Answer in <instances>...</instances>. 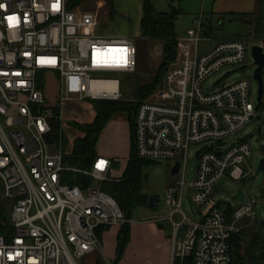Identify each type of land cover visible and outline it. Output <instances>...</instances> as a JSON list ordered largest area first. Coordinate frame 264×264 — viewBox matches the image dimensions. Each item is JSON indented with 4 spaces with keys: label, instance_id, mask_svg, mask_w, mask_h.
Segmentation results:
<instances>
[{
    "label": "built area",
    "instance_id": "built-area-1",
    "mask_svg": "<svg viewBox=\"0 0 264 264\" xmlns=\"http://www.w3.org/2000/svg\"><path fill=\"white\" fill-rule=\"evenodd\" d=\"M58 2L53 10L57 0H0L5 6L0 8V182L12 203L14 229L10 236L0 234V264H80L103 251L101 227L126 221L117 199L103 187L119 177L113 159L98 153L90 168L74 166L49 134L53 118L63 119L67 102L121 98V78L104 73L135 72L137 46L130 37L98 34V15L84 9L83 1ZM10 15L18 17L14 26ZM194 22L187 37L178 38L177 58L162 83L139 102L136 151L146 160H174L173 167L180 162L179 178L166 189L165 201L174 227L172 264L178 258L233 264L232 237L242 219L255 214L254 201L235 206L232 216L228 207L212 203L193 218L184 200L190 192L204 206L224 175L241 180L248 173L253 147L237 136L258 115L257 80L255 71L232 76L245 67L248 53L253 56L254 45L264 49V30L260 37L222 38L202 53L201 44L213 41V32L202 18ZM228 66L232 69L207 89L209 78ZM50 78L57 85L53 103ZM203 143L209 146L197 152L189 179L190 149ZM100 161L103 168L97 167ZM77 173L93 181H76Z\"/></svg>",
    "mask_w": 264,
    "mask_h": 264
},
{
    "label": "rangeland",
    "instance_id": "rangeland-1",
    "mask_svg": "<svg viewBox=\"0 0 264 264\" xmlns=\"http://www.w3.org/2000/svg\"><path fill=\"white\" fill-rule=\"evenodd\" d=\"M144 0H83L84 9H90L98 15L99 25L96 32L108 37H130L137 46L138 67L135 72H110L105 75L117 76L121 78L120 100L139 101L148 98L142 97L139 87L152 81L160 71V64L165 55L163 52V39H152L145 37L142 31V16ZM158 10L168 11L173 7L181 9L182 12L176 19L175 30L180 40L187 37L188 30L195 27V18H202L203 22L211 28L213 41H205L201 44V52H210L214 44L222 38L243 36L247 37L248 26L238 20L231 18L230 13L223 12L218 0H151ZM261 15L259 10L256 15H246V18L257 19ZM251 36H256L252 34ZM171 66V65H170ZM254 58L248 53L245 59V67L233 72L232 78H240L244 74H251L255 71ZM232 69L225 67L209 78L206 88L209 89L211 83ZM164 71L162 77L164 76ZM259 84L254 81L253 99L257 103ZM57 85L50 78L47 93L49 100L53 103L56 99ZM93 99L85 101L67 102L63 109L62 129L65 131L69 142L65 147L66 152H71L74 140L82 131L75 126L76 122H92L96 112ZM257 116H260L258 119ZM238 134L239 138H247L253 147V156L248 159L245 166L247 175L245 179L237 180L229 174L224 175L216 185V189L211 201L200 206L196 204L187 192L184 200V209L193 218H198L200 211H205L210 204L218 203L226 207L229 203L239 204L240 202L254 201L255 209L259 215L249 216L241 221V229L247 233L245 245H248L255 231L260 229L261 217L264 218V171H259L260 161L264 157V105L258 109L257 115ZM122 123V124H121ZM121 124L124 131H128L130 125L126 112H120L111 119L103 130L98 142V148L102 151L118 152L122 150V164L125 163L129 154L128 146L131 148V129L127 136L118 138L115 134V127ZM262 127L261 132L259 128ZM209 146L207 143L193 144L190 149V175L192 178L194 168L197 165V152ZM130 156V154H129ZM114 174L121 177L126 167L114 159ZM174 160L151 161L145 166L144 192L148 195L146 204L137 206L132 215L131 238L128 241L122 256L118 254V239L121 225H113L105 230L101 240L103 251H95L80 259V264H166L165 258L168 247L171 243L167 240V235L172 233L171 222L169 221L172 210L166 209V189L179 178L178 174L172 173ZM93 181V179H91ZM152 196L159 197V201L151 204ZM175 220H181V215L176 214ZM264 235V229L260 230ZM183 261L182 259H180ZM182 264V263H181Z\"/></svg>",
    "mask_w": 264,
    "mask_h": 264
},
{
    "label": "trees",
    "instance_id": "trees-1",
    "mask_svg": "<svg viewBox=\"0 0 264 264\" xmlns=\"http://www.w3.org/2000/svg\"><path fill=\"white\" fill-rule=\"evenodd\" d=\"M262 1L263 8L261 9V17H259L256 22L255 35L257 37L262 36L264 30V0ZM143 10V35L148 38L163 39L165 41L163 45L165 57L160 64V71L152 81L138 88L141 96L145 97L162 83L164 77H162L163 70H165V74L170 65L177 58L179 41L175 30V24L182 10L173 7L171 10L161 11L155 7L151 0H144ZM139 102L135 104L133 101L120 99L93 100L92 104L96 112L95 118L92 122L75 123V126L82 131V134L75 138L71 152L67 153L65 150L69 140L66 137L65 131L62 129V122L59 117L53 118L52 131L49 134V140L58 143L62 147L65 153V159L68 163L82 169H88L92 166L99 153L98 142L107 123L115 118L118 113H127V119L131 129V148L128 162L121 177L106 181L103 184L104 189L117 199L126 216V221L122 224L119 231V258L122 256L131 238L133 211L137 206L146 204L148 200V195L143 189L145 166H147L151 160L140 158L136 151L135 120ZM262 105H264V97ZM57 111H59V109H57ZM77 178L76 181L92 182V178L82 173H77ZM11 209L12 203L5 197L4 189L0 182V234L6 236H10L14 233V229L11 225ZM233 212L234 208L228 207L230 216H232ZM107 229H109V226L101 227L99 229V235L102 237L103 232ZM261 229H264V218L260 221V229L254 232L253 238L248 245L244 244L247 238L245 229H240L233 234L231 247L233 264H264V235L261 233ZM181 263L192 264V258H186L184 261H181L180 258L176 259L175 264Z\"/></svg>",
    "mask_w": 264,
    "mask_h": 264
},
{
    "label": "crops",
    "instance_id": "crops-1",
    "mask_svg": "<svg viewBox=\"0 0 264 264\" xmlns=\"http://www.w3.org/2000/svg\"><path fill=\"white\" fill-rule=\"evenodd\" d=\"M218 2L222 7L221 9H224L223 12L230 13L232 19L238 20V21H240V22H242L248 26V33H247L248 36H251L252 34L255 35L257 17L255 18L254 21H252V19L246 18V15H250V16L256 15L259 10L261 11V9L263 8V1L262 0H218ZM143 3H144V1L142 2V6H143ZM143 14H144V10H143ZM121 124H119V126H116L114 129L115 134H117L118 138H120L122 136L123 137L127 136V134L130 132V127H129L128 131L126 132V131H124L125 129L124 130L122 129ZM128 149H129V154H130V144L128 146ZM117 151L118 152L102 151L98 148L99 153L111 157L113 159V161H114V159L119 161L121 163V165H123L125 167V165L128 162V159H129V154L126 157L125 163L122 164V157H123L122 156L123 155L122 150L120 148H118ZM262 197L264 199V195ZM241 203L242 202H240L239 204H241ZM235 206H237V204L229 203L226 207H233L234 208ZM254 209H255V206H254ZM256 215H259L257 209H255V214L246 215L242 219V221L246 220V218L249 216H256ZM261 218H263V217H261ZM171 227H172V233H169L167 235V240L169 241V243H171V247H168V249H167V255L165 258L166 264H172V250H173V242H172L173 238H172V236H173V232H174V227H173V225H171Z\"/></svg>",
    "mask_w": 264,
    "mask_h": 264
},
{
    "label": "water",
    "instance_id": "water-1",
    "mask_svg": "<svg viewBox=\"0 0 264 264\" xmlns=\"http://www.w3.org/2000/svg\"><path fill=\"white\" fill-rule=\"evenodd\" d=\"M253 57L255 58L256 69H255V78L258 81L259 84V90H258V104L257 108L259 109L263 104V97H264V76H263V70H264V49L261 45H254L253 46ZM259 119L260 116H257ZM262 127L259 128V132H261ZM180 168V162H176L175 166L172 168V173L177 174L179 172ZM259 171H264V157L260 161L259 164ZM159 197L152 196L150 199L151 204H155L159 201Z\"/></svg>",
    "mask_w": 264,
    "mask_h": 264
},
{
    "label": "snow or ice",
    "instance_id": "snow-or-ice-1",
    "mask_svg": "<svg viewBox=\"0 0 264 264\" xmlns=\"http://www.w3.org/2000/svg\"><path fill=\"white\" fill-rule=\"evenodd\" d=\"M3 7H5L4 5H0V8H3ZM52 7H53V10H58L59 9V2H58V0H57V3H54L53 5H52ZM7 20H8V22H9V26H14L17 22H18V17L17 16H15V15H10V16H8L7 17ZM121 51H123L124 53H126L127 52V50L126 49H123V50H121ZM51 62H54V61H51ZM123 63H127V60L125 59V60H123ZM104 161H100L98 164H97V167L98 168H103V166H104Z\"/></svg>",
    "mask_w": 264,
    "mask_h": 264
},
{
    "label": "bare ground",
    "instance_id": "bare-ground-1",
    "mask_svg": "<svg viewBox=\"0 0 264 264\" xmlns=\"http://www.w3.org/2000/svg\"><path fill=\"white\" fill-rule=\"evenodd\" d=\"M109 83L115 84L116 85V81H110Z\"/></svg>",
    "mask_w": 264,
    "mask_h": 264
}]
</instances>
